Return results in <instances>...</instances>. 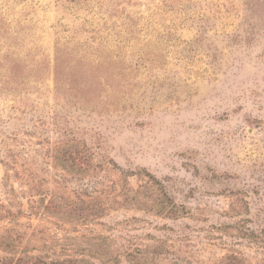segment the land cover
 I'll list each match as a JSON object with an SVG mask.
<instances>
[{
  "label": "rangeland",
  "instance_id": "obj_1",
  "mask_svg": "<svg viewBox=\"0 0 264 264\" xmlns=\"http://www.w3.org/2000/svg\"><path fill=\"white\" fill-rule=\"evenodd\" d=\"M264 264V0H0V264Z\"/></svg>",
  "mask_w": 264,
  "mask_h": 264
},
{
  "label": "trees",
  "instance_id": "obj_2",
  "mask_svg": "<svg viewBox=\"0 0 264 264\" xmlns=\"http://www.w3.org/2000/svg\"><path fill=\"white\" fill-rule=\"evenodd\" d=\"M49 264H59V263H57V262H53V263H49Z\"/></svg>",
  "mask_w": 264,
  "mask_h": 264
}]
</instances>
